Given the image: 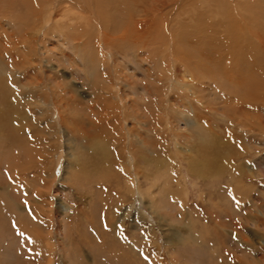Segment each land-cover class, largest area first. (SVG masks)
<instances>
[{
    "label": "rangeland",
    "instance_id": "1",
    "mask_svg": "<svg viewBox=\"0 0 264 264\" xmlns=\"http://www.w3.org/2000/svg\"><path fill=\"white\" fill-rule=\"evenodd\" d=\"M75 1L98 31L45 24L44 88L15 97L0 52V264H264V0Z\"/></svg>",
    "mask_w": 264,
    "mask_h": 264
},
{
    "label": "bare ground",
    "instance_id": "2",
    "mask_svg": "<svg viewBox=\"0 0 264 264\" xmlns=\"http://www.w3.org/2000/svg\"><path fill=\"white\" fill-rule=\"evenodd\" d=\"M9 1V4L11 5V7L13 6L14 3V0H7ZM55 0H23L22 2H20V7H17V8H21L22 7V11L24 12V19L25 21H17L16 20V24L14 22H12L13 20H10L9 19V15L6 13V9L4 10V12H2L3 10H0V31L4 32L3 30L5 29L4 27H6L7 29H5L6 31L8 30L9 32V35L11 37H14L16 38V40H13L14 42V45L13 46H16L17 48H11L9 47L8 48V45L10 43L8 42H5V39L4 41L1 43L0 41V52H4L6 49H8V53H6V57L8 55V57H3L4 59H7L8 61L10 62H17V54H15L16 52L15 51H18V50H22L21 53H24V55L22 56L23 59L21 61V64H19V67L17 66V68L15 67L10 73L11 75L7 76L6 77V82L8 83V85H10V88L12 90H15L17 91L18 89H21V90H24V94L23 95H19L18 93L14 94L15 97L17 98H22V99H27L29 97V93L28 91H30L33 86H35V88H38L39 87H43V80L40 78V79H35V74H36V71L32 70L31 67L29 66H25L26 62H25V59L24 58H27V60H29L28 62V65H33V64H37V62L39 63V61H37V58L36 56H44L46 54H44V52L46 51L45 47L46 46H42L43 44H41V40L44 41V43H47L48 42V38H51L52 36H55V39L58 41L60 40V37L62 38V34L61 35H56L54 34L53 32H51V35L49 34H45L41 37H45V38H41L40 40L37 38L39 37V32L42 33L43 30L45 29L44 27H46L45 24L49 25L52 29V25L58 27V28H62V30H70L71 28L73 29H76V30H79L81 31L84 27H88V29L90 30H93V31H98L97 28H95V26L93 25L94 23V19L92 18V14L93 13V4H88L87 3V9L89 12V14H86L85 11L82 10V7L78 6V3H76L75 0H60V7H59V10L57 11V13L55 14L54 13V10H53V3H54ZM172 1V0H171ZM186 1V0H185ZM200 3L204 4V5H208L209 6V2L207 3L206 0H199ZM211 1V0H210ZM223 1V0H220V2ZM89 2V1H88ZM176 2V1H175ZM75 3V4H73ZM184 3V2H183ZM18 4V5H19ZM17 5V6H18ZM56 5V4H55ZM64 5V7L62 6ZM77 5V6H75ZM190 5V4H189ZM189 5H186V6H189ZM227 6H225V4H223L221 2V6H220V9H224L226 10V16L229 17V14H235V16L238 18V19H241V14H240V6L238 5L237 3V0H229V3L226 4ZM6 6V5H5ZM175 6V5H174ZM225 6V7H224ZM63 7V8H62ZM85 7V6H84ZM83 7V8H84ZM156 7V6H155ZM161 7V6H160ZM159 7V8H160ZM44 8V10H43ZM188 8V7H187ZM228 8V9H227ZM16 9V7H15ZM86 9V8H85ZM84 9V10H85ZM161 9V8H160ZM163 9V8H162ZM8 10V9H7ZM11 10V9H10ZM20 10V11H21ZM189 10V9H188ZM161 12V10H160ZM46 15V17H44L43 15ZM155 14V13H154ZM162 15V14H161ZM20 16V15H19ZM157 16V15H156ZM164 17V16H163ZM12 18V17H11ZM165 18V17H164ZM236 18V19H237ZM20 19V18H19ZM148 19V18H147ZM48 20V21H47ZM49 24H48V23ZM136 22V21H135ZM163 22V21H162ZM85 23V24H84ZM164 23V22H163ZM84 24V27H79L81 25ZM135 24V23H134ZM136 25V24H135ZM163 26V25H162ZM234 27V28H233ZM233 27H229L228 31L231 32L229 34V32L227 34L228 35V38L230 39H234L236 34L233 33L234 31L233 30H236L235 27L236 24L233 25ZM42 28H44L42 30ZM161 28V26H160ZM47 29V28H46ZM71 29V30H73ZM78 31V32H79ZM84 31V30H82ZM233 31V32H232ZM64 32V31H63ZM77 31H75L74 33H78ZM67 33V31L65 32V34ZM140 33V31H139ZM64 34V33H63ZM73 34V33H72ZM32 35V36H31ZM42 35V34H41ZM47 35V36H46ZM49 35V36H48ZM70 35V34H69ZM0 36H1V33H0ZM68 36V35H67ZM71 36V35H70ZM69 36V37H70ZM73 36V35H72ZM75 36V35H74ZM77 36V35H76ZM79 36V35H78ZM89 36V35H88ZM86 37V36H85ZM54 38V37H52ZM87 38V37H86ZM68 39V37H67ZM75 40V39H74ZM9 41V40H8ZM74 42V41H73ZM57 43V42H56ZM59 43V42H58ZM62 44V43H61ZM41 45V46H40ZM11 46V45H10ZM172 46V45H171ZM175 46V45H174ZM43 48L42 50L44 52H41L39 53L40 49ZM240 49V48H239ZM174 50V49H173ZM62 52V50H60ZM15 52V53H14ZM231 53V52H230ZM1 54V53H0ZM20 54V53H18ZM229 55V54H228ZM226 58H227V55H226ZM43 61L40 62V64L42 63H48V60L44 57ZM228 59V58H227ZM218 60V59H217ZM230 61V59H228ZM227 60V61H228ZM19 61V60H18ZM220 61V60H219ZM228 61V63H229ZM228 63L226 64V67L228 66ZM39 64V65H40ZM230 65V64H229ZM34 66V65H33ZM43 67V66H42ZM235 68V67H234ZM35 69V68H34ZM37 69V68H36ZM18 70V71H17ZM39 71H41V68L39 69ZM42 72V71H41ZM40 72V73H41ZM229 72V71H228ZM38 73V72H37ZM43 73V72H42ZM242 73V72H241ZM223 73H221L220 75H222ZM1 75V74H0ZM43 75V74H42ZM214 75V74H213ZM220 75H219V78H220ZM6 76V75H5ZM218 76V75H217ZM223 76V75H222ZM235 76V75H234ZM14 77H18V83L15 84L13 83V79ZM47 78V77H46ZM1 79V77H0ZM32 80H36V82H33ZM231 78L227 75V73L224 74V82L226 84H229L231 82ZM51 81V80H50ZM223 81V80H222ZM176 82V81H175ZM175 82L173 84H175ZM220 82V81H219ZM51 83V82H50ZM192 84H188L189 86V89H190V92L191 94H195V92L197 90H200V92H205V88L203 87V84L204 82L202 81V84L201 82L198 84H194L193 83V80L192 82H190ZM209 83V82H208ZM172 84V85H173ZM199 85L198 87H195L193 85ZM210 84V83H209ZM212 84V83H211ZM216 84V83H215ZM219 84V83H218ZM231 84H233L231 82ZM7 85V84H6ZM222 85V84H221ZM182 86V85H181ZM211 85L208 86V90H206V92H208V98L209 100L212 99V98H216L219 96V94H221V89L222 88L220 86L217 87L218 90L220 91H211L210 89H215L216 87H210ZM210 87V88H209ZM201 88V89H200ZM49 89V88H48ZM223 89V88H222ZM37 90V89H36ZM45 90V89H44ZM34 91V90H33ZM1 92V91H0ZM39 92V91H37ZM212 92V93H211ZM49 93V92H48ZM233 93V92H232ZM57 94V93H56ZM223 94V93H222ZM65 95V94H64ZM205 95V94H204ZM227 95H230V94H227ZM8 96V95H7ZM60 96V95H59ZM228 97V96H226ZM232 97V96H230ZM2 97H0L1 99ZM39 98V97H37ZM3 99V98H2ZM19 100V99H18ZM234 100V98H233ZM41 101V102H40ZM40 104H44L46 105L47 104V96L44 94L41 99H40ZM1 102V106H0V120L2 121V125L4 126L2 129V132H7V133H10V131H20V128L21 126L19 125L20 124V121H19V117H20V113H21V110L20 109H17V107L15 109L13 108H8V103L5 101V97H4V100L3 101H0ZM43 106V105H42ZM195 111V110H194ZM26 118V117H25ZM9 119L10 121V124L6 127L4 125L5 122H7V120ZM8 121V122H9ZM25 122V121H24ZM6 124V123H5ZM11 125H12V128H11ZM1 126V125H0ZM19 133V132H18ZM17 133V135H19ZM6 137H8V135H3ZM13 139V138H12ZM1 140V139H0ZM16 143V142H15ZM14 143V144H15ZM4 165V164H3ZM8 167V166H7ZM10 168V166H9ZM193 173V172H192ZM137 192H139L137 190ZM184 192V189L181 190V193ZM183 200H184V197H182ZM181 200V199H180ZM132 209V208H131ZM130 209L126 210V212H128ZM136 213V216L139 220H143V216H142V212L140 210L138 211H135ZM111 224V223H110ZM44 252V251H43Z\"/></svg>",
    "mask_w": 264,
    "mask_h": 264
}]
</instances>
